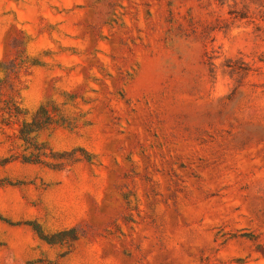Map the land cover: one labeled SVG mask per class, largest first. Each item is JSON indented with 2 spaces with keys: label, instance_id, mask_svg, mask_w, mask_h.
<instances>
[{
  "label": "rangeland",
  "instance_id": "374dc122",
  "mask_svg": "<svg viewBox=\"0 0 264 264\" xmlns=\"http://www.w3.org/2000/svg\"><path fill=\"white\" fill-rule=\"evenodd\" d=\"M0 77L79 158L0 165V264H264V0H0Z\"/></svg>",
  "mask_w": 264,
  "mask_h": 264
},
{
  "label": "trees",
  "instance_id": "16d2710c",
  "mask_svg": "<svg viewBox=\"0 0 264 264\" xmlns=\"http://www.w3.org/2000/svg\"><path fill=\"white\" fill-rule=\"evenodd\" d=\"M25 55L23 61L19 63L18 71H21L23 67H28V56L24 49L21 50ZM7 80L0 77V96L6 95L4 105L0 104V117L2 123L9 126H16L15 137L22 141V146L25 148L23 151H19L16 154L9 157H0V165H5L12 160H21L26 163L46 165L50 168H62L65 163H73L79 160L75 155L77 149L73 150H56L47 141L39 139V133L49 128L52 125L59 124L61 121H66L63 115L62 109L56 103L55 100H46L41 103L37 110L28 118V110L22 104V99L18 89L8 91L6 89ZM1 102V100H0ZM10 224H27L32 226L38 233H40L45 240L50 243L63 242V236L68 234H74L75 229H68L59 231L51 235H44L41 225L37 222L25 221L14 222L9 219H5ZM75 237H73L74 239Z\"/></svg>",
  "mask_w": 264,
  "mask_h": 264
}]
</instances>
